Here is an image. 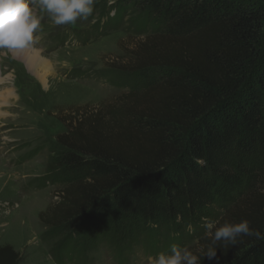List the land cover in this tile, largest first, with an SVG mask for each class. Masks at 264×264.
<instances>
[{"label":"trees","instance_id":"1","mask_svg":"<svg viewBox=\"0 0 264 264\" xmlns=\"http://www.w3.org/2000/svg\"><path fill=\"white\" fill-rule=\"evenodd\" d=\"M105 9L101 33L122 27L142 41L127 62L99 71L125 89L122 100L50 142L42 180L62 199L42 220L56 264H87L100 247L117 264L173 244L206 249L204 217L264 233V0H116ZM109 120L135 150L103 134ZM217 247L230 264H264V240ZM19 261L13 246L0 247V264Z\"/></svg>","mask_w":264,"mask_h":264},{"label":"rangeland","instance_id":"2","mask_svg":"<svg viewBox=\"0 0 264 264\" xmlns=\"http://www.w3.org/2000/svg\"><path fill=\"white\" fill-rule=\"evenodd\" d=\"M106 1L96 0L92 15L72 25L56 26L37 9L42 17L37 43L19 51L0 50V247L13 246L19 264H56L52 256L56 241L49 238L42 220V214L62 199L60 186L42 180L50 142L74 124L90 128L94 116L119 103L126 92L100 77L99 71L127 62L126 56L142 38L122 27L98 30L105 7L116 0ZM36 53L42 66L32 68L30 59ZM123 129L117 121L102 126L112 144L134 149L118 137ZM176 135L181 143L186 140L183 129ZM187 247L201 252L196 241ZM149 257L138 250L127 264H148ZM89 258L87 264H117L108 248L94 249ZM230 263L226 258L201 257V264Z\"/></svg>","mask_w":264,"mask_h":264},{"label":"clouds","instance_id":"3","mask_svg":"<svg viewBox=\"0 0 264 264\" xmlns=\"http://www.w3.org/2000/svg\"><path fill=\"white\" fill-rule=\"evenodd\" d=\"M96 0H0V50L19 51L34 46L42 17L37 9L47 13L56 26L72 25L92 15ZM197 164L200 160L195 161ZM203 219L205 235L210 239L203 257L216 258L217 245H237L243 236L264 240V233L253 229L247 220L219 223ZM189 225V231H191ZM148 264H201V257L187 246L171 245L169 252L148 258Z\"/></svg>","mask_w":264,"mask_h":264},{"label":"bare ground","instance_id":"4","mask_svg":"<svg viewBox=\"0 0 264 264\" xmlns=\"http://www.w3.org/2000/svg\"><path fill=\"white\" fill-rule=\"evenodd\" d=\"M42 62H43L42 58L37 56V53H36V55H33L30 59V64H31L32 68H38V67L42 66ZM40 76H42V75H40ZM44 77H45V74L42 76V78H44Z\"/></svg>","mask_w":264,"mask_h":264}]
</instances>
